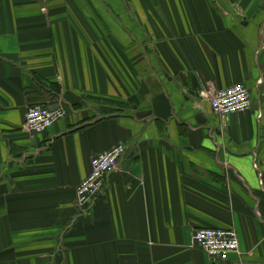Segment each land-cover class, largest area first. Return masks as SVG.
I'll return each instance as SVG.
<instances>
[{"label":"crops","instance_id":"crops-1","mask_svg":"<svg viewBox=\"0 0 264 264\" xmlns=\"http://www.w3.org/2000/svg\"><path fill=\"white\" fill-rule=\"evenodd\" d=\"M239 83L252 108L214 115ZM33 103L66 114L29 136ZM207 227L240 252L211 260ZM0 264H264V0H0Z\"/></svg>","mask_w":264,"mask_h":264},{"label":"built area","instance_id":"built-area-1","mask_svg":"<svg viewBox=\"0 0 264 264\" xmlns=\"http://www.w3.org/2000/svg\"><path fill=\"white\" fill-rule=\"evenodd\" d=\"M212 113L222 119L231 114L242 113L252 108L250 90L239 83L228 88L204 91ZM23 130L29 136L43 135L54 123L64 118L66 111L62 107L52 108L47 104L33 103L25 111ZM124 143L117 144L97 153L92 158V170L78 185L77 201L88 208L102 191V186L109 172L115 170L119 159L127 153ZM194 243L204 249L211 260L225 261L233 253L240 252V238L234 228H200L193 232Z\"/></svg>","mask_w":264,"mask_h":264},{"label":"water","instance_id":"water-1","mask_svg":"<svg viewBox=\"0 0 264 264\" xmlns=\"http://www.w3.org/2000/svg\"><path fill=\"white\" fill-rule=\"evenodd\" d=\"M195 118H197L198 122L202 125L208 122V119L206 116H204L202 113H199Z\"/></svg>","mask_w":264,"mask_h":264},{"label":"rangeland","instance_id":"rangeland-1","mask_svg":"<svg viewBox=\"0 0 264 264\" xmlns=\"http://www.w3.org/2000/svg\"><path fill=\"white\" fill-rule=\"evenodd\" d=\"M57 108V107H56Z\"/></svg>","mask_w":264,"mask_h":264}]
</instances>
